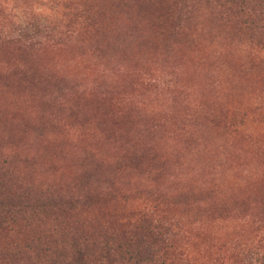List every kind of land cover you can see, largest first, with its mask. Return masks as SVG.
<instances>
[{
    "label": "rangeland",
    "instance_id": "obj_1",
    "mask_svg": "<svg viewBox=\"0 0 264 264\" xmlns=\"http://www.w3.org/2000/svg\"><path fill=\"white\" fill-rule=\"evenodd\" d=\"M232 1L0 0V181L91 190L111 231L151 208L158 264H264V0ZM42 221L0 222V264L56 262Z\"/></svg>",
    "mask_w": 264,
    "mask_h": 264
},
{
    "label": "trees",
    "instance_id": "obj_2",
    "mask_svg": "<svg viewBox=\"0 0 264 264\" xmlns=\"http://www.w3.org/2000/svg\"><path fill=\"white\" fill-rule=\"evenodd\" d=\"M238 3L244 6L247 4L244 0ZM256 28L264 30V25ZM2 177L5 180L0 181L1 224L24 234L32 231L37 220H43L40 227L42 225L43 229L46 227L45 230H52L53 234L59 235L58 238L55 237L52 246L46 244V239H43L45 236L40 235L39 247L34 249V261L42 253H48L52 260L56 257L54 264H92L89 255L94 252L95 244L97 247L101 245L105 251L96 260L99 264H158L162 258L164 260L168 257L166 255L171 245L167 242L168 238L164 237L173 230L172 224L157 218L151 208L152 211L140 207L130 209L127 218L117 221L119 228L111 231L113 226L106 217L100 220L83 216L91 206L92 198L96 197L91 190L78 193L51 188L35 193L31 186L17 180L15 183L11 182L12 178L8 173L4 172ZM115 191L111 193L114 194ZM118 231L130 235V248L115 245ZM9 245L7 248L12 251H6V255L4 252L1 259H6L8 264H25L19 250L21 242H11ZM133 246L136 250L132 249ZM68 249H72L71 252ZM14 250L17 252L14 253ZM73 251L76 256L69 260ZM117 254L122 256L121 259ZM37 261L38 264H47L48 260Z\"/></svg>",
    "mask_w": 264,
    "mask_h": 264
}]
</instances>
